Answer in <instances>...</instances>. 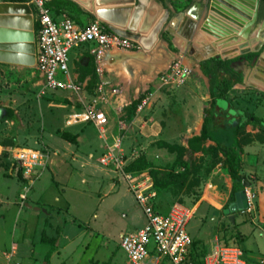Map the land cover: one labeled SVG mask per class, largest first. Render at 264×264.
Listing matches in <instances>:
<instances>
[{
    "label": "rangeland",
    "instance_id": "374dc122",
    "mask_svg": "<svg viewBox=\"0 0 264 264\" xmlns=\"http://www.w3.org/2000/svg\"><path fill=\"white\" fill-rule=\"evenodd\" d=\"M168 2L176 13L184 14L192 0ZM71 17L78 23L85 21ZM202 25L199 22L193 28L189 39L184 41L186 44L178 42L181 55L190 60L191 66L190 74L180 89L190 86V91L181 93L179 97L176 95L177 89L155 92L152 108L147 115L141 114V120L135 125L132 119L137 112L132 107L136 100H132L122 106L121 119L125 122V128L114 132L113 137H120L128 165L144 167L139 169L141 175L150 178L153 187L160 188L158 196L163 200L157 201L158 207L178 201L196 211L186 225V232L192 241H198L199 248L208 250L211 239L215 237L219 243L238 246L264 257V135L252 126L245 130L249 142L242 146V154L243 148L250 146L245 155L256 157L259 173L254 171L246 176L250 184L245 188L250 202L247 210L233 214L223 213L232 196V183L223 157L211 142L204 145V152L192 151L186 142L193 133L194 121L200 116L204 117L210 109L213 72L203 68V64L210 59H223L238 52H229L234 48L228 49L216 40L215 47L211 48L213 52L202 49L204 45L201 46V40L209 45L214 39L201 31ZM256 33L257 27L250 34L251 49L257 46V42H254ZM6 47H9L7 52H12V46ZM260 49L264 50V43ZM82 51L84 59L78 55ZM71 59L81 78L89 76V86L81 94L45 90L34 65L0 61V264H4L3 252H6L5 258L9 264H128L126 254L119 246L120 235L136 232L146 223V217L123 179L117 178L116 182L113 172L108 174L100 168L101 179L99 173L92 176L88 167L81 165L88 160V153H92V161L100 165V133L93 125L82 124L85 128L77 148V144L69 143L71 150L78 154L76 160L62 158L66 160L65 164L57 172L48 165L56 154L51 148L63 150L67 143L60 138V134L77 130L76 127H64V120L68 123L71 121L69 116L81 110V100L85 98L86 102H90L98 82L95 64L87 49L73 53ZM231 68L246 74V69L242 70L234 63ZM255 76L260 74L252 68L246 81L234 85L228 97L235 107L264 120V83L260 80L256 82ZM118 96L120 100V91ZM129 115H132L131 120ZM144 118L147 119L146 123L142 121ZM115 124L118 126L117 121ZM104 135L108 136L107 133ZM16 149L48 151L45 168L36 169L31 177H25L16 170L12 159ZM60 157L57 154L56 158ZM182 162L189 163L187 172L183 171ZM110 176L114 179L111 189ZM82 179H87V184ZM95 181L100 182L97 184ZM208 184L212 186L213 197H203ZM55 197L58 201H55ZM38 199L40 203L47 204V210L54 214L53 221L58 222L55 225L52 221L50 226L46 223V227L51 229L46 252V247L39 244L33 235L37 223L41 225L43 217L46 218L44 212L42 210L43 214L39 213L36 218L23 206L28 203L33 207L32 202ZM16 202L21 206L19 212ZM93 213L95 217H92ZM65 221L74 223V228H71L74 241L65 251H59L58 258L50 259L62 236ZM14 244L18 246V252L11 260Z\"/></svg>",
    "mask_w": 264,
    "mask_h": 264
},
{
    "label": "built area",
    "instance_id": "2783aa9c",
    "mask_svg": "<svg viewBox=\"0 0 264 264\" xmlns=\"http://www.w3.org/2000/svg\"><path fill=\"white\" fill-rule=\"evenodd\" d=\"M37 22L35 36V69L42 78L43 89L48 91H66L81 94L85 86L73 79L69 67V53L83 45H91L89 52L96 63V72L101 73L100 62L103 54L111 49L134 50L137 46L132 39L117 35L97 22L85 26L78 25L66 14L54 16L44 7V0H32ZM190 67L174 61L158 76V87L174 89L180 87L190 74ZM100 81L94 88L90 102L80 101L79 112L69 117L73 123L93 125L101 135L108 124L107 115L99 105L109 103L119 94L116 87H108ZM154 93L147 91L138 99L136 112L139 113L151 105ZM12 159L25 177H31L36 169H44L49 159L48 151L16 149ZM101 166L113 172L127 184V190L146 217L145 225L133 233L120 235V248L125 252L129 264H195L191 259V239L186 232V225L193 217L195 210L179 202L169 205L166 212L157 207L158 195L150 178L141 172L126 170L128 161L121 147L120 137H112L105 144L100 155ZM246 198L249 206V194ZM13 250V248H12ZM264 264V257L259 261ZM200 264H246L243 252L238 246L219 243L218 240L201 259Z\"/></svg>",
    "mask_w": 264,
    "mask_h": 264
},
{
    "label": "crops",
    "instance_id": "0c3cea01",
    "mask_svg": "<svg viewBox=\"0 0 264 264\" xmlns=\"http://www.w3.org/2000/svg\"><path fill=\"white\" fill-rule=\"evenodd\" d=\"M44 1H49V0H44ZM68 1L75 4L77 6V10L74 12V14L73 13L71 14L68 12H65L64 14L85 20L83 23L76 22L78 25L85 26L91 20V21H97L101 23L106 29L108 28L107 26H105V24H103V21H102L103 19H100L98 17V14H97L98 11L105 10V9L107 10L111 8L118 10V9L127 7L129 10L116 11L110 15L111 20L110 21L107 20L105 22H107L109 26L117 29L118 31H126V29L129 28L135 35H138V39L136 41L133 40L137 46L134 50L126 51V50H119V49H111V50L106 51L103 54L102 60L100 62L101 73L98 74L96 72L98 76V82L100 81L106 82L108 84L107 85L108 87H116L120 91V100H119V96H118L119 94H118L117 97L115 99H112L109 103L104 104V105H99L100 107L102 106L101 108L106 113L107 119H108V124L105 126V133H104V134L107 133L108 136L101 135V134H99L98 136V139L101 140V143L99 145L100 151L98 152V156H100L105 150L106 142L108 143L110 139L114 136L113 133L114 132L118 133V130H123L125 128V122L121 119L122 108H123L122 106H126L132 100L138 101V99L141 96H143V94L147 91L155 93L161 89H164L168 92L177 89V92H176L177 97H179L181 93L183 94V93H187L190 91V88H189L190 86H185L182 89H180L181 86L178 88H174V89L159 88L157 81H158V76L161 73H163L169 67V65H171V63H173L174 61H180V63L189 66L191 69L190 60L182 56L181 50L178 49V42L180 41L183 44H186L184 41H187V39H189L190 37L189 33L191 34V32L193 31V28L195 29V26L199 22L203 24L206 18L205 9H206L207 0H192L190 6L187 8L184 14L176 13L174 11L175 10L174 7L170 4V2H168V0H165L164 2H161L160 0H68ZM197 4H200L201 8H199ZM30 6H31V3H30ZM196 18L198 19L196 20ZM190 22L194 23L193 24L194 27H191ZM33 32H34V29H33ZM242 40L243 39L239 38L237 42L231 41L227 47L228 49L234 48V51L230 49L231 51L229 50V52H236L238 50V52L235 54L237 55L240 52L239 44L242 42ZM214 42H215V39L211 40L209 45H205L203 40H201L200 44L201 46L204 45L202 49L207 50V49H211L215 47ZM247 47L249 46L247 45ZM90 48H91V45H83V46H80L78 48L71 50L69 53L68 67H69L70 73L73 79L81 82L85 86L83 92H85L86 88L89 86V76H85L83 78L80 77V75L74 69L71 56L73 53L77 52L78 50L84 49L85 51L87 49L88 55L91 57L93 64H95L94 66H95V71H96V63H95L93 55L89 52ZM78 55L80 59L85 58V56L83 55V51L79 52ZM260 78L264 79V77L261 74H260ZM260 78H258V76L254 77L256 82L260 80ZM209 97H210V93H209ZM153 102H154V99L151 105L148 106L143 111H141L140 113L135 112L136 114L132 119L133 125L137 124L141 120L142 118L141 114L147 115V112L150 111V109L152 108ZM218 105L224 107L222 103H218ZM210 107H211V98H210L209 108ZM116 121L118 123L117 124L118 126H116L115 124ZM142 121L146 123L147 119L144 118L142 119ZM65 123L66 122L64 120V127L66 128L76 127L77 130L72 131V132L65 131L66 133H69L70 135L74 136L75 139L73 142L66 141L67 143L64 145L63 150H60L56 147L51 148V150L54 151L56 154H54L53 158L49 160L48 165L49 167L51 166V168H54L56 172L58 171V169L63 167L65 164L66 160L62 158L71 157V160L73 159L76 160L78 158V154L75 151L71 150L69 143L77 144L76 145V148H77L79 146L78 145L79 139L81 138V135L83 134V131L85 128V126L82 125L83 123H73V122H68L70 124L68 123L65 124ZM202 124H203V117L200 116L192 124L193 133L187 137L186 142H188V140L191 139L192 137L198 136L200 134ZM248 127H250V125H247L245 127V130H248ZM207 143H210V141H206L204 145H206ZM249 148L250 146L247 145L245 148H243V154H241L242 155L241 156V163H242L241 174L243 173V175L245 176H249L250 174H253L254 171H256L257 174L259 173V164H257L256 157L245 155L249 151L248 150ZM57 154L61 155L60 157L61 159L56 158ZM93 157L94 156L92 153H88V160L83 161L81 163L83 167H88V172H90L92 176H97L98 173L100 174L99 176H101V173H102L101 169L104 170V172L108 174L111 172L109 169L105 167L102 168L100 167V165L94 163L92 161ZM248 164H253L254 166L248 165ZM96 169L98 170L96 171ZM112 177L113 176H110V182H109L110 189L111 187H113L114 179ZM101 179H102V176H101ZM100 181H95V182L98 184V182ZM82 182L84 184H87V179H82ZM206 188L207 189H205L203 193L204 194L203 197L204 196L213 197L211 194L213 192L212 186L208 184ZM159 197L160 196H158V198ZM39 200L40 199L34 200V202H32L34 204L33 207L28 205V203H24L23 206L26 207L28 210H30L31 215L36 218L39 217V213L43 214L44 212V216L46 218L44 219L43 217V222L41 223V225H38L37 223L36 233H34L33 235L37 239L39 244H42L44 247H46L45 249V252H46L48 250V246L46 242L42 241V236L44 235L45 237L50 238L48 234L51 231V229L48 226L46 227V223L49 226L52 225L51 222L53 221L52 217L54 216V214L47 210L48 206L46 203L44 202L40 203ZM157 200L161 201L163 200V198L160 197ZM55 201H58L57 197H55ZM16 204L18 206L17 212H19L21 206L17 202ZM169 205L170 204H168L166 207L160 208L158 207V204H157V207H158V210H160L161 212H166ZM57 209H60V207H58ZM92 217H95V213L92 214ZM53 222L55 223V225L58 224V222L56 221H53ZM71 228H74L73 222L69 223L65 221L63 223L62 236L59 240L58 245L55 248V251L51 254L50 259L52 257L58 258L59 251L60 252L61 250L65 251V249L68 246H71V244L74 241L73 238L71 237V234L72 232L74 233V231H72ZM211 240L212 242L207 252L212 248V246L217 241L215 237H213ZM12 247H14L15 250L14 249L12 250L13 254H12L11 260L17 255V252H18L17 245L14 244ZM240 249L243 252V258L246 264H251V263L260 264L259 261L262 258L261 256H258L253 251L248 252L246 250H243L242 248ZM45 252L42 255H44ZM5 253L6 252L2 253L4 264H9V261H7L5 258ZM16 264H19V263L16 262Z\"/></svg>",
    "mask_w": 264,
    "mask_h": 264
},
{
    "label": "water",
    "instance_id": "95a60500",
    "mask_svg": "<svg viewBox=\"0 0 264 264\" xmlns=\"http://www.w3.org/2000/svg\"><path fill=\"white\" fill-rule=\"evenodd\" d=\"M259 3L260 0H209L205 10L206 18L200 29L208 35H211L219 42V45L226 44L240 37L243 39L239 44L240 54L249 51L256 52L260 49L264 40V33L260 35V32L264 29V20L257 29L255 40L258 38H262V40L259 41L256 49H251L247 47V45L249 46L250 44V34L257 21ZM197 6L201 8L200 4H197ZM120 10L129 9L127 7L118 10L111 8L100 10L97 14L100 19H103V24H105L110 31L136 41L138 35H135L129 28L126 29V31H118L105 22L111 20L110 15L112 13ZM197 19L198 18H196V20ZM193 24L194 23L190 22L191 27H194ZM8 43H11V45H8ZM6 46H12L10 48L12 52H7L6 49H9V47ZM209 51L213 52L212 49H209ZM232 51H234V49H232ZM232 56H226L223 60L229 59ZM263 57L264 50L258 57H254L250 63L245 59L239 60L240 62H233L237 66H240L242 70L246 69V74L242 71V74H244L243 82L246 81V77L252 68H260V60H262ZM0 61L35 65L33 11L29 2L16 3L3 2L0 0ZM261 72L264 73V68ZM249 185L246 176L243 175L241 180L242 189L235 192L234 201L223 210L224 214L244 212L247 210L248 204L245 188Z\"/></svg>",
    "mask_w": 264,
    "mask_h": 264
},
{
    "label": "trees",
    "instance_id": "16d2710c",
    "mask_svg": "<svg viewBox=\"0 0 264 264\" xmlns=\"http://www.w3.org/2000/svg\"><path fill=\"white\" fill-rule=\"evenodd\" d=\"M1 1L16 3L30 2V0ZM160 1L164 2L165 0ZM31 6L32 11L35 12L32 4ZM44 7L48 9V11H50V13H52L54 16H60L65 12L74 14V12L77 10V6L68 0L44 1ZM68 16L73 19L70 15ZM259 19H264V0L260 1ZM36 28L37 22L35 21L34 30ZM261 50L262 49H260L258 52H251L247 54L246 59L250 60L253 57H257L262 52ZM233 62H235V58L227 60L213 58L203 64V68L205 67L207 70L213 72V80L211 81L210 86L211 107L205 112L200 134L198 136L192 137L187 142L188 147L195 152H204L206 150V147L204 146L206 141H210L215 145L216 150L224 159L228 169V174L231 179L232 196L230 203L234 201L235 192L242 189V174L240 172L242 166V146L249 142V137L245 134V127L250 125L254 129H258L259 134L264 135V120L256 117L252 113H249L245 109L235 107L228 97V92L233 88V86L243 82L241 72L234 71L231 68V64ZM218 103H222L224 107L219 106ZM137 104L138 101L134 103L132 110H136ZM131 116L132 115H129V120L132 119ZM60 136L62 139L68 142H73L75 139L74 136L66 132L61 133ZM181 164L183 171L187 172L186 170L188 169L189 163L182 162ZM142 168L144 167L137 168L134 164H129L126 166V170L130 172H140L139 169ZM154 189L157 192V195H160V188L154 186ZM42 241L48 242L49 239L43 235ZM190 251L191 259L195 264H200L201 259L207 253V249L199 248L198 241H192Z\"/></svg>",
    "mask_w": 264,
    "mask_h": 264
},
{
    "label": "flooded vegetation",
    "instance_id": "af4514ba",
    "mask_svg": "<svg viewBox=\"0 0 264 264\" xmlns=\"http://www.w3.org/2000/svg\"><path fill=\"white\" fill-rule=\"evenodd\" d=\"M261 1V0H260ZM207 5H208V2H207ZM259 7H260V3H259ZM264 19H259V9H258V17H257V21H256V24H255V26L253 27V28H256L257 27V29H258V27L260 26V24H261V22L263 21ZM264 32V29H263V31H261L260 32V35L262 34ZM262 39H259L258 38V41H261ZM264 43V40H263V42H262V44ZM259 44V43H258ZM251 51H249V52H247V53H244V54H240V52L237 54V55H235V56H233V58L232 59H234L235 58V62L236 61H239V60H241V59H245L247 62H251L252 61V59L254 58H252V59H250V60H248V59H246L247 57H246V55L247 54H249ZM258 57V56H257ZM240 62V61H239Z\"/></svg>",
    "mask_w": 264,
    "mask_h": 264
},
{
    "label": "bare ground",
    "instance_id": "6f19581e",
    "mask_svg": "<svg viewBox=\"0 0 264 264\" xmlns=\"http://www.w3.org/2000/svg\"><path fill=\"white\" fill-rule=\"evenodd\" d=\"M188 36V35H187ZM241 39V38H240ZM232 42H237V40H233ZM254 42H257V45H258V43H259V41H258V39H256ZM250 43H251V41H250ZM227 44V43H226ZM223 44V46H228L229 44ZM232 45V44H231ZM215 46V45H214ZM260 68H256L255 70L258 72V73H260L263 77H264V73H262L261 71L263 70V68H264V57H263V59L262 60H260ZM258 78H260V76H258ZM259 81V80H258ZM260 81H262V83H264L263 81H264V79H261L260 78Z\"/></svg>",
    "mask_w": 264,
    "mask_h": 264
}]
</instances>
